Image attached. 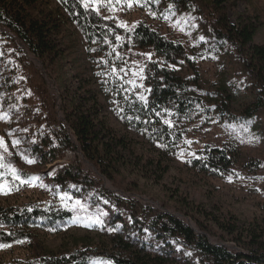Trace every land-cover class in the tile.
<instances>
[{
  "label": "trees",
  "instance_id": "trees-1",
  "mask_svg": "<svg viewBox=\"0 0 264 264\" xmlns=\"http://www.w3.org/2000/svg\"><path fill=\"white\" fill-rule=\"evenodd\" d=\"M147 2L160 14L174 12L187 21L199 20L200 28L192 31L203 39L191 47L145 21L122 27L92 7H83L81 0H0V23L21 39L49 76L56 74L61 93L69 128L49 116L51 138L34 139L36 148L46 163H54L76 146L90 166L87 168L84 161L79 165L55 164L49 171L51 186L65 196H75L78 191L81 202L75 206L77 211H89L87 203L95 192L115 206L103 214L101 224H95L103 232L95 244H101L102 252L114 264H264V217L245 223L233 213L209 212L179 200L185 218L194 220L196 231L185 218L152 205L139 212L137 198L124 200L105 188L106 180L123 188L118 182L126 174L162 179L169 172L170 155L193 132L194 125L215 117L223 120L230 102L241 103L239 87L231 84L227 75L216 90L206 87L197 67L198 56L217 59L228 54V46L233 47L256 86L251 92L255 99L245 102L249 106L244 116H253L264 102V45L256 42L261 22L242 12L232 22L228 8L236 7L239 0ZM141 53L151 56L145 67L148 98L124 103L115 81L122 66ZM227 92L231 93L225 95ZM36 93L49 106L42 85L36 86ZM53 98L56 100L55 95ZM108 107L120 120L121 129L110 119ZM195 162L215 176L237 168L259 167V161L247 157L237 144L206 145ZM74 214L47 207L13 210L0 206V228L36 222L59 229ZM125 216L132 218L129 231L125 227L130 221ZM139 223L147 233L136 230ZM131 231L138 236H132ZM10 240L0 231V244ZM173 241L190 250L198 261L179 256ZM229 242L234 245L226 244ZM61 256L50 253L41 259L56 264H90L89 255L79 259L77 254L64 252Z\"/></svg>",
  "mask_w": 264,
  "mask_h": 264
},
{
  "label": "rangeland",
  "instance_id": "rangeland-1",
  "mask_svg": "<svg viewBox=\"0 0 264 264\" xmlns=\"http://www.w3.org/2000/svg\"><path fill=\"white\" fill-rule=\"evenodd\" d=\"M233 1L228 0V3ZM87 3L104 18L122 27L130 28L139 21H145L191 47L199 38L203 39L196 37L192 31V28H200L199 20L187 21L174 12L163 11L160 14L149 6L147 0H87ZM238 12L259 19L261 28L256 35V42L264 45V0H239L236 7L229 6L228 15L232 22L236 21ZM227 49L228 54L217 59L198 56L197 67L206 87L212 90H216V85L227 75L229 82L239 87L241 96L237 98L242 100L241 103L230 102L224 111L223 120L215 117L194 125L193 132L179 144L176 153L170 155V169L162 179L155 177L151 180L126 174L118 182L123 188L106 180L110 186L105 188L110 191L121 190L123 194L114 193L121 199L137 198L139 204L136 210L139 212L149 204L154 209L185 218L179 202L181 200L205 211L220 210L219 213L223 215L233 213L245 223L254 217H264V102L253 116H244L243 111L249 106L245 102L255 99V94H251L256 87L253 85L255 82L242 66L236 50L231 46ZM28 55L15 38L0 29V139L4 142L0 145V206L13 210L47 207L75 214L59 229H50L36 222L18 228L1 227L0 231H4L12 240L0 244V264H56L53 260L47 263L41 258L50 253H58L62 258L64 252L68 256L77 254L79 259L89 255L90 264H114L106 257L107 253L102 252L101 244H95L97 238L103 235L102 229L95 224H101L103 214L108 213L109 209L114 210L115 206L102 200L95 192L87 203L89 211H77L75 206L81 202L78 191L75 196H65L57 194L51 186L52 175L49 171L52 166L64 163L79 165L84 160L80 148L75 146L54 163H46L41 150L36 148L34 139L51 138L47 118L50 116L64 123L62 118L65 119V114L56 74L49 76L46 73L47 76H44L41 68ZM67 57L70 62L71 56ZM149 59V54L141 53L120 69L115 87L120 90L118 96L120 100H125L124 103L131 104L134 98L141 100V96L145 98L141 101L147 100L149 88L145 82V67ZM38 85L45 89L49 106H45L37 95ZM232 88L237 90L235 86ZM226 98L223 97L229 101ZM107 109L113 124L121 129L120 120L111 107ZM235 144L247 157L258 160L259 167L252 170L237 168L215 176L195 162L206 145L225 147ZM28 160L33 162L29 163ZM175 196L179 198L177 201ZM124 218L130 221L129 226L125 227L129 231L132 218ZM185 220L198 230L191 217ZM136 230L147 233L142 223L136 225ZM131 235L138 236L132 231ZM211 239L217 240L215 237ZM226 244L234 245L232 242ZM171 245L179 256L198 261L179 242L173 241Z\"/></svg>",
  "mask_w": 264,
  "mask_h": 264
},
{
  "label": "water",
  "instance_id": "water-1",
  "mask_svg": "<svg viewBox=\"0 0 264 264\" xmlns=\"http://www.w3.org/2000/svg\"><path fill=\"white\" fill-rule=\"evenodd\" d=\"M0 29H1L3 32H5L6 34H8L9 36L15 38V40L20 44V46L23 48V50H25L26 53H29L28 57H29L30 59L34 60L35 63L41 68V70H42L44 76H47V74H46V70H45V68H44L43 63H42L39 59H37V58H36V57L30 52V50H29V49L27 48V46L21 41V39H20L18 36H16L15 34H13L12 32H10L9 29L6 28V27H4L1 23H0ZM54 90H56V89H54ZM56 91H57V90H56ZM57 104H58V102H57ZM58 106H59V105H58ZM62 120H63L64 124L69 128V126H68L66 120H65L64 118H62ZM80 151H81V150H80ZM80 154H81V158L84 160V162H85L86 164L89 165L88 161L85 159V157L83 156V154H82V153H80ZM108 185H109V184L106 183V185H105L106 188H108V187H107ZM112 192H113V193L123 194L121 190H115V191L112 190ZM189 224L192 226V228H194L196 231H198V230L195 228L194 225H192L191 223H189Z\"/></svg>",
  "mask_w": 264,
  "mask_h": 264
},
{
  "label": "snow or ice",
  "instance_id": "snow-or-ice-1",
  "mask_svg": "<svg viewBox=\"0 0 264 264\" xmlns=\"http://www.w3.org/2000/svg\"><path fill=\"white\" fill-rule=\"evenodd\" d=\"M81 3H82V5H83V7H85V8L88 7L87 0H81ZM129 6H131V5H129ZM122 26H123V25H122ZM140 99H141V100H144L145 98H144L143 96H141ZM165 123H169V122H168V121H165ZM15 143H18V141H16ZM3 144H4L3 140L0 139V145H3ZM28 162H29V163H32L33 161L28 160ZM13 171H15V170H13Z\"/></svg>",
  "mask_w": 264,
  "mask_h": 264
},
{
  "label": "bare ground",
  "instance_id": "bare-ground-1",
  "mask_svg": "<svg viewBox=\"0 0 264 264\" xmlns=\"http://www.w3.org/2000/svg\"><path fill=\"white\" fill-rule=\"evenodd\" d=\"M108 186H110V184Z\"/></svg>",
  "mask_w": 264,
  "mask_h": 264
}]
</instances>
